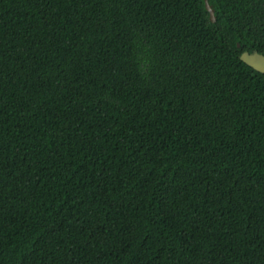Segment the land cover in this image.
<instances>
[{"label":"trees","instance_id":"1","mask_svg":"<svg viewBox=\"0 0 264 264\" xmlns=\"http://www.w3.org/2000/svg\"><path fill=\"white\" fill-rule=\"evenodd\" d=\"M209 2L0 0V264H264V0Z\"/></svg>","mask_w":264,"mask_h":264},{"label":"water","instance_id":"2","mask_svg":"<svg viewBox=\"0 0 264 264\" xmlns=\"http://www.w3.org/2000/svg\"><path fill=\"white\" fill-rule=\"evenodd\" d=\"M206 1V7L211 14L212 21H216L217 17L215 14V9L210 4L209 0ZM240 46V44H239ZM241 58L250 66L254 67L256 70L264 73V54H261L257 51L250 53L248 51L244 52Z\"/></svg>","mask_w":264,"mask_h":264}]
</instances>
